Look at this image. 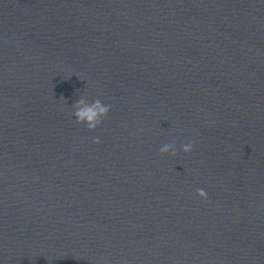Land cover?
Masks as SVG:
<instances>
[{
	"label": "water",
	"instance_id": "obj_1",
	"mask_svg": "<svg viewBox=\"0 0 264 264\" xmlns=\"http://www.w3.org/2000/svg\"><path fill=\"white\" fill-rule=\"evenodd\" d=\"M0 264H264V0H0Z\"/></svg>",
	"mask_w": 264,
	"mask_h": 264
},
{
	"label": "clouds",
	"instance_id": "obj_2",
	"mask_svg": "<svg viewBox=\"0 0 264 264\" xmlns=\"http://www.w3.org/2000/svg\"><path fill=\"white\" fill-rule=\"evenodd\" d=\"M110 107V105L102 103L100 99H96L88 104L85 103L84 98H81L73 105V115L76 117V123L85 124L89 130H95L107 117L110 112ZM94 142L99 143V138H96ZM174 147V144L166 143L160 148L159 154L164 156L171 152L175 155ZM182 150L185 153L191 152L193 150V143L190 142L183 145ZM197 193L200 197L207 199V193L205 190L197 189Z\"/></svg>",
	"mask_w": 264,
	"mask_h": 264
}]
</instances>
